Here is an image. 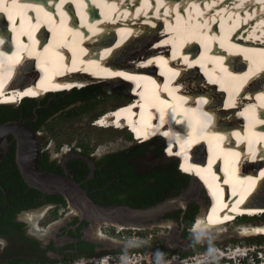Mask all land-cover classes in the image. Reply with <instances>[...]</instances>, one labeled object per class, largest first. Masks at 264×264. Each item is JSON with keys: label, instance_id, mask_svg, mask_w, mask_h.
<instances>
[{"label": "bare ground", "instance_id": "bare-ground-1", "mask_svg": "<svg viewBox=\"0 0 264 264\" xmlns=\"http://www.w3.org/2000/svg\"><path fill=\"white\" fill-rule=\"evenodd\" d=\"M149 40L143 56L123 59ZM89 81L128 84L134 101L108 121L165 138L194 188L208 184L212 209L195 233L220 236L264 213V0H0V105ZM238 235H264V223Z\"/></svg>", "mask_w": 264, "mask_h": 264}, {"label": "rangeland", "instance_id": "rangeland-1", "mask_svg": "<svg viewBox=\"0 0 264 264\" xmlns=\"http://www.w3.org/2000/svg\"><path fill=\"white\" fill-rule=\"evenodd\" d=\"M152 42L149 40L135 46L134 49H132L129 53L127 51L123 59L127 61H133L132 58L139 57L144 54L145 52L140 50L146 48ZM134 52H136V54H133ZM138 60L139 58H137L135 61ZM188 81L192 83L194 81L198 82L197 75H189ZM89 82V87H86L87 89L91 88L92 86L96 87L97 89L94 92L95 94L87 100H75L74 102L67 103L65 105V103L69 101L67 94H63L61 100L57 99L59 97L58 95L50 96V94L48 95L49 97L46 96L42 99H37L38 102L41 103L40 105L50 108L59 105L60 102L64 103L57 108L51 117L47 119L46 127L44 130H42V134L49 137L50 141L48 143H51L52 147L60 146L64 147L65 149H69L72 147V145L79 143L89 147L92 151L94 149H103L105 147H118L119 149L123 150L130 149L134 153L130 162L134 164L138 173L144 175L155 171L159 167L169 168L171 164L177 162L175 159L167 157L165 152L163 154L159 152L158 148L161 144V139H159L160 137L156 140L148 139L147 141L144 137V134H142L140 130L134 129L132 125L117 127L108 121L107 116L112 109L124 105L129 101L131 104L134 101L135 98L132 99L133 91L128 84L118 88H110L102 81ZM86 88L82 89L81 91L86 90ZM74 92L76 91H73L69 94L73 95ZM23 103L24 102L19 104L21 106H12L14 109H18L22 107ZM133 134L137 135L136 137L134 136V140H132L130 137V135ZM149 141L152 142L150 143ZM146 142H149L150 144ZM140 146H143V148L140 149ZM206 153H208V151L203 153L200 152L196 156H204ZM192 178L193 179H190L188 184L181 188L180 192H178V195L168 198V201L164 200L168 202L167 206L163 208V211L168 213L165 215V217L181 210L182 208L186 207L188 209L189 206L194 204L198 206V211L194 222H196L203 209L208 211L207 213H210L213 203L209 195L208 184H203L201 188H194L195 179L194 177ZM205 189L207 193L205 192ZM208 198L211 204L208 202ZM261 198V200L264 202V196ZM208 205L211 206L208 207ZM35 213H38V215L45 214L43 219L40 220V226H44L46 229H48L51 224L56 222H60L61 224L66 219H71L70 215L77 214L74 210L71 213L69 209L62 208L56 216H50L49 213L47 214V209H40L26 215L32 216V214L34 215ZM27 216L21 218L26 220L29 224H32L33 216L31 218L32 221L31 219L27 220ZM166 218L168 220L167 223H164L160 226H153L150 229H120V227L112 225H105L103 227L97 226V228L93 229L90 233L93 240H97V233L99 232L98 234L101 233L99 236H102L99 238L112 239V241L116 240L117 243H121V247L116 248H122L123 250H126V253H118L116 255L106 254V256L95 258H78L72 263L103 264L102 259L110 257V262L112 264H120L119 262L122 261L121 256L126 258L128 255H130L132 257V261L135 259L141 261V259L150 258V260L154 261V264H158V262L155 261L157 260V257H160V253H162L158 249L165 247L166 249L172 251V253L168 255V260L178 258L182 261L192 258L191 262L193 264H197V262L203 264H216L215 261L220 258V252H218L219 250H224L226 254L234 256L232 253L236 249L238 250L240 248L243 250L246 248L251 249V257L249 259L251 260L252 264H264V236L238 235L239 228L243 224H263L264 218H258L254 220L250 218L239 219L237 222L226 227L224 234L220 236L217 235L216 237L195 233L192 228L190 231L195 234L191 238L184 237V232L186 230V226L183 224L184 218H181L180 220H176L175 218ZM179 233L182 234L184 240L182 238H178ZM103 235L106 238L103 237ZM193 240L201 242L204 247L208 248L189 257L182 256L179 252H187L190 249V244ZM109 245L113 246L112 244ZM144 247H150L153 250L146 253L136 252V250ZM156 248L157 250H155ZM257 255L260 258H258ZM240 257L242 256L236 257V264L242 263L243 259ZM162 258V261H168L165 260L167 259L166 256ZM131 260L127 262L131 263ZM226 261L227 258H225V262ZM62 264H70V262H64Z\"/></svg>", "mask_w": 264, "mask_h": 264}, {"label": "flooded vegetation", "instance_id": "flooded-vegetation-1", "mask_svg": "<svg viewBox=\"0 0 264 264\" xmlns=\"http://www.w3.org/2000/svg\"><path fill=\"white\" fill-rule=\"evenodd\" d=\"M69 93L71 92L62 94ZM57 95L59 94L54 96ZM36 101L37 104L31 107H20V111H18L15 118L8 122H24L36 132L41 145L40 169L43 172L66 177L75 182L98 205L107 206L106 204L111 202L113 198H124L122 164L126 160L121 156L124 150L118 147H105L92 151L89 147L79 143L72 145L69 149L60 146L52 147V144L48 143L50 141L49 137L43 135L42 130L46 127L47 119L55 113L58 107H46L40 105L41 103L37 99ZM72 102L68 101L65 105ZM46 115L48 116L46 117ZM8 143V152L0 163V188L2 193L4 196H9V193L5 191L6 188L16 186L37 190L34 193L31 190L28 191V195H32L28 201L41 203V206L22 210L17 214L16 222L24 224V227H22L24 232L22 234L15 233L12 239L0 237V248L2 247L0 250V264H41L46 262V260L56 262L51 264H62L73 258H85V255L88 254L94 253L95 256L93 258H95L100 257L103 253L116 255L120 251H126L106 243L95 244L86 241L84 238L90 224L87 221H81L77 214L70 215L71 219H66L61 224L60 222L51 224L48 229L40 226V220L43 219L45 214H32V224L23 220L21 217H26V214H31V212L40 209H47V214L49 213L50 216H56L62 208L69 209L71 213L73 209L63 196L46 194L26 181L19 164L21 160H19L18 156V140L14 136H9ZM17 172L18 175H16ZM52 198L56 199L53 201ZM187 210L184 211L183 216H185ZM97 239L101 238L98 237ZM82 242L93 244L95 247L90 249L88 246L83 245ZM194 250V245L191 243L187 252H193ZM168 252L171 253L172 251L169 250ZM168 255L169 253L165 256ZM230 263L236 264L234 262ZM240 264L250 263L243 261Z\"/></svg>", "mask_w": 264, "mask_h": 264}, {"label": "trees", "instance_id": "trees-1", "mask_svg": "<svg viewBox=\"0 0 264 264\" xmlns=\"http://www.w3.org/2000/svg\"><path fill=\"white\" fill-rule=\"evenodd\" d=\"M96 89H97L96 87L92 86L91 88L86 89L84 91L78 90L74 93V95L67 94V97L69 99V102L75 100L77 101V100L88 99L95 94L94 92ZM58 96L59 97L57 99L61 100L63 94L61 93ZM35 104H37V101L35 99H27L24 101L22 107L23 108L31 107ZM62 104L63 103L60 102L59 105L56 106L60 107ZM18 111H20V109L19 108L14 109L12 105L0 106V126L10 121L11 119L15 118ZM47 116L48 115H46V117ZM132 137L131 139L134 140L135 138L134 134L132 135ZM149 142L146 143L150 144L152 141L150 143ZM165 146L167 147V143H166V139L163 138L161 139V144L158 148L159 152L161 154L165 152L167 157L173 158L177 162L171 164L169 168L159 167L155 171H152L151 173L145 175L138 173L136 171L134 164L130 162L134 154L133 151H131L130 149H126L122 152L121 156L123 157V159L126 160L125 163L123 162L122 164V169H123L122 173L124 176L123 189L125 191V196L124 198L121 199L113 198L111 202L106 204L107 206L129 205L134 208H148L157 205L163 202L164 200H167L168 198L174 197L175 195L179 194L178 192H180L181 188H183L186 184H188L191 177L186 175V173H184V171L181 169V160L179 158L170 156L167 154L166 151H164ZM139 148L142 149L143 146H140ZM16 175H18V172L16 173ZM29 190H31L32 193L37 191L34 189H27L25 187L16 186L12 188H6L5 191L9 193V196H4V194L2 193V189L0 188V237L12 239L15 233L22 234L24 232V229L22 228L24 227V224L16 222L17 214H19L22 210H28L31 208H36L38 206H41V203H33L32 201H28V199L32 196L31 194L28 195ZM52 199L54 201L56 198H52ZM207 200L209 202V198ZM197 211H198V206L194 204L188 207L185 216H183L184 210H179L176 211L175 213L169 214L166 217L175 218L176 220H180L181 218H184L183 224H185L186 226L184 237L191 238L193 236V233L190 231V229L193 228L194 225L193 223H195L194 221ZM192 243L195 248L193 252H179V253L184 257H189L194 254L200 253L208 248V247H204V245L201 242L196 240H193ZM82 244L88 246L90 249H93L95 247V245L90 243L82 242ZM151 250L153 249L150 247H144L139 250H136V252L146 253ZM155 250H157V248ZM158 250H160L164 255L168 253L170 255L172 253V252L171 253L168 252L169 250L166 249L165 247L159 248ZM120 253H126V251H120ZM106 254L107 253H103L100 256H106ZM94 256H95L94 253L88 254L85 255V258L94 257ZM78 258H82V257L73 258L65 262L72 263ZM51 263H56V262L46 260V262H42L41 264H51ZM4 264H12V263H4ZM16 264H29V263H16Z\"/></svg>", "mask_w": 264, "mask_h": 264}, {"label": "water", "instance_id": "water-1", "mask_svg": "<svg viewBox=\"0 0 264 264\" xmlns=\"http://www.w3.org/2000/svg\"><path fill=\"white\" fill-rule=\"evenodd\" d=\"M9 136H14L18 140V156L21 160L19 164L26 181L46 194L63 196L70 207L76 211L80 220L90 224L84 238L86 241L121 247V243L110 239L93 240L90 232L98 225L101 227L112 225L125 229H150L168 222L165 217L168 213L163 211L168 200L148 208H134L129 205H98L75 182L66 177L43 172L39 166L41 149L39 138L36 132L24 122H8L0 126V163L8 152ZM181 210L185 211L187 208ZM178 238L184 240L181 233L178 234Z\"/></svg>", "mask_w": 264, "mask_h": 264}, {"label": "built area", "instance_id": "built-area-1", "mask_svg": "<svg viewBox=\"0 0 264 264\" xmlns=\"http://www.w3.org/2000/svg\"><path fill=\"white\" fill-rule=\"evenodd\" d=\"M248 250H250V251H248ZM218 252H220V258L219 259H217V261H215L216 262V264H221V263H226V264H231L230 262H233L232 260H231V258H233L232 256H229V254H226L225 253V251L223 250V251H218ZM141 256V255H140ZM165 255H163V254H161L160 253V257H157V260L155 261V262H158V264H161L162 262H164V263H162V264H165V262L166 261H162V257H164ZM251 257V249H243V255H242V257H240L241 259H243V261H245V260H247V262L248 263H250V264H252V262H251V260L249 259ZM121 258H122V261L121 262H119L120 264H122V263H124L125 261H129V260H131L132 259V257L130 256V255H128L126 258L124 257L123 258V256H121ZM136 258V257H135ZM140 258H142V257H140ZM167 259H165V260H168V257H166ZM225 258H227V261L225 262ZM108 262H110V257L108 258H105ZM191 259L192 258H189V259H185V260H182L181 261V259H178V258H173V259H169L168 261H167V264H182V263H184V264H193L192 262H191ZM104 259H102V261H103ZM236 260H237V258L234 260L235 262L234 263H236ZM240 260V259H239ZM132 261V260H131ZM242 261V262H243ZM84 263V262H83ZM111 263V262H110ZM127 264H154V261L153 260H150V258H146V259H141V261H139V260H133L131 263L130 262H126ZM74 264V263H73ZM85 264V263H84ZM112 264V263H111ZM197 264H203V263H198L197 262Z\"/></svg>", "mask_w": 264, "mask_h": 264}, {"label": "clouds", "instance_id": "clouds-1", "mask_svg": "<svg viewBox=\"0 0 264 264\" xmlns=\"http://www.w3.org/2000/svg\"><path fill=\"white\" fill-rule=\"evenodd\" d=\"M131 137H132V135H131ZM133 138V137H132ZM192 179V178H191ZM207 203V202H206ZM161 254H163V253H161ZM164 255V254H163ZM259 255V254H258ZM258 255H257V257H258ZM258 258H260V257H258ZM234 261V260H233ZM245 261H247V260H245ZM70 264H73V263H70Z\"/></svg>", "mask_w": 264, "mask_h": 264}]
</instances>
